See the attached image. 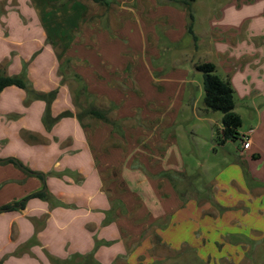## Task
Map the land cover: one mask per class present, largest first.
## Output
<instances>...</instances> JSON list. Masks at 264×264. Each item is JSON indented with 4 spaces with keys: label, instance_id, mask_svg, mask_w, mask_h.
Masks as SVG:
<instances>
[{
    "label": "crops",
    "instance_id": "crops-1",
    "mask_svg": "<svg viewBox=\"0 0 264 264\" xmlns=\"http://www.w3.org/2000/svg\"><path fill=\"white\" fill-rule=\"evenodd\" d=\"M57 1L0 0V31L8 33L0 34V71L24 74L29 83L28 89L12 85L0 92V207L35 192L46 193L30 198L23 208L0 213V261L137 264L143 252L133 245L143 235L150 239L152 224L167 223L168 232L177 231V237L162 235L175 247L189 241L187 224L194 226L191 230L200 225L198 201L181 192V184L166 181L165 192L157 194L165 177L162 184L156 178L179 170L171 153L173 146L180 150L178 134L170 131L193 97L195 80L187 67L202 62L199 59L215 63L234 89L241 128L250 119L246 130L239 129V139L222 144L220 136L218 146L225 149L251 131L250 150H264V24L234 18L229 9L227 15H217L230 23L226 32L217 33L205 23L199 29L193 25L189 33L187 8L179 19L178 8L169 0H115L117 28L97 26V34H92L85 24L77 34L78 25L87 21L88 5ZM237 5L234 10L243 11L244 4ZM162 20L165 29L160 28ZM134 26L142 34H134ZM188 35L189 42L182 43ZM172 47L179 48L187 65L175 74ZM201 50L205 54L198 56ZM75 73L82 78L80 88L74 84ZM133 91L148 94L147 104L161 115L162 125L147 137V147L138 143L132 124L140 115L138 104L122 98ZM90 109L106 112L112 122L88 114ZM193 110L200 119L211 111ZM217 132L221 135L222 125ZM243 156L239 149L212 183L215 201L225 208L218 222L223 228L227 221L248 223L249 209L240 205L249 207L245 199L251 187L264 186L257 180L264 168L262 155H252L253 166ZM9 158L20 165L7 162ZM147 216L148 224L139 221ZM203 222L206 229L214 224L208 217ZM189 243L196 245L197 240Z\"/></svg>",
    "mask_w": 264,
    "mask_h": 264
},
{
    "label": "rangeland",
    "instance_id": "rangeland-1",
    "mask_svg": "<svg viewBox=\"0 0 264 264\" xmlns=\"http://www.w3.org/2000/svg\"><path fill=\"white\" fill-rule=\"evenodd\" d=\"M81 1L88 5L89 10L87 21L78 25L77 34H81L85 24H87V27H90L92 34H97V26L99 28L107 26L110 29H115L118 27L120 21L114 19L113 17L114 12L117 11V8L119 7L116 6L117 4L115 0H111V4L109 6L97 4L92 0ZM188 1L189 2L187 5L185 2H183V0H169V2L172 3V5L174 4V6H176L179 10L176 13L177 18L180 19V12L183 10V8H187L188 23L191 21L189 18V11L192 12L194 16L196 15L194 18V27H197V29H199L201 25L207 23L209 24V27L213 30H216L217 33H219L220 30L226 32L228 29H230V27H228L230 23L227 22L225 17L219 18L217 15H219V13L222 11L225 13V15H227L229 9H233L234 13L232 16L234 18H250L251 22L257 20L264 24V0ZM57 2L58 5L63 3L62 0H58ZM238 2H242L244 4L243 11L234 10L238 6ZM166 26L167 25L164 20L160 21V28L165 29ZM134 30V34H142L140 27L134 26ZM0 34L8 33L6 31H0ZM189 38L190 36L188 35L185 39H183L182 43H188ZM121 45L123 44L121 43ZM179 46L185 48V46L181 43ZM178 50L179 48L172 47L171 51L169 52V55L174 52L176 59L175 61L177 62V66L172 67L173 69H171L172 74L178 73L183 67H187V65H185L186 63L182 61L183 55L180 54ZM165 54L166 53L163 55L165 56ZM204 54V51L201 50L198 56H203ZM198 61L203 62L204 60L199 59ZM170 65H173L172 61L170 62ZM187 69H189L191 72L190 79L195 80L193 86L194 90L192 93L193 97L191 101L187 100L185 102V109L181 114L178 115V124L173 130L170 131L171 134H178L177 140L179 141L180 150L178 151L177 148L173 146V151H171V153L173 156H175L173 157L175 161L174 164L177 165L179 170L172 171L165 176L162 174L156 178L162 184L164 181L163 177H165V182L162 184L163 187L160 189V191H157V194L162 195L165 192L167 185L166 181L173 183V185L181 184V192L185 193L187 197H194L193 200L198 201L197 208H201L199 214V220L201 219L200 225H202L205 217L213 219L214 224L206 225L208 229H206V227L203 225L201 227L199 225V227L194 228V230H191L194 226L187 224L186 228L188 230L187 236L189 241H185L179 247L173 246L171 242H168L164 238L167 236V233L170 234L172 238L177 237V231H173V233L168 232L169 230H166L167 223H165V225H160L158 223L152 224L151 229L147 231L151 234L150 239L144 240L143 235L137 241V243L133 245L135 248L137 247V252L141 250L143 252L138 256L136 263L264 264V186L260 184L261 186L251 187L248 197L245 199L246 203L249 204V207L242 203L240 205H244L245 207L243 206V208L245 210L249 209L250 215L249 221L247 223L249 225H244L242 219L239 220V224L236 223V220H232V222L227 221L226 226L224 225V228L226 229L223 228V224L218 223L223 217L222 215L225 211V208L215 201V190L213 188L217 174L223 170L224 165H227L229 161H233L235 158H237L236 152H238L239 149L244 150L243 157L245 160H249L251 166H253L254 163V161L250 159L252 155L254 153H260L264 159V150L262 148V152H258L255 150L257 148L256 146H254V148L251 150L250 148L244 149L243 141L241 140L228 142L225 144V149L220 148L221 146H218L221 135L220 132H217V129H220L222 125L223 113L220 111H210L208 116H203L204 119L199 118L200 116L196 113V111L193 110V108L195 107L198 113H200V110L205 109L203 73L196 70L195 66H191V69L190 67H187ZM75 74L73 75L76 80H74V84L80 88L81 82L77 80L78 77L77 74ZM125 94H127V96ZM125 94H122L124 101L130 99L131 102L136 103L135 105L138 104L140 115L134 118L136 122L132 121V124L134 125V129H136L139 134L138 143L144 145V147H147L148 143H145L147 137L150 136L151 132L155 130L154 127L157 125H162L161 115L155 111H152L150 105L147 104L146 99L148 94H145V97H143L142 94L140 95L137 91H133L129 94L125 92ZM84 106L85 104L82 105V107ZM123 106L126 109L128 104L126 105L125 103ZM249 123L250 119L246 118L241 129L246 130L249 126ZM195 131L197 132L198 136L195 135ZM193 138H195L197 143L194 142ZM261 139L264 140L263 136ZM112 143L113 141L109 142V144ZM149 143V145L152 146V143ZM222 144H224V142ZM214 146H217L216 148H218V152L213 150ZM237 146L240 147L238 150L236 149ZM162 155L163 152L161 151L158 156L159 162H161ZM260 163L262 164L263 162L260 161ZM156 165L160 166L158 165V162ZM257 178V180H260L262 183L264 182V168L259 170ZM154 184L157 186L158 182H154ZM205 196H210V198H203ZM171 200L172 199L169 201L170 206ZM206 202H211L212 206L205 207V205H207L205 204ZM149 219L150 218L147 216V218L144 220L141 219L139 221H144L148 224ZM175 225L176 224H170V226ZM228 227L231 228L229 229ZM211 231L214 232V234L210 235ZM224 233L226 234L224 235ZM195 240H197L196 245H191L189 243H194ZM146 241L148 242L145 243ZM140 246H142V248Z\"/></svg>",
    "mask_w": 264,
    "mask_h": 264
},
{
    "label": "trees",
    "instance_id": "trees-1",
    "mask_svg": "<svg viewBox=\"0 0 264 264\" xmlns=\"http://www.w3.org/2000/svg\"><path fill=\"white\" fill-rule=\"evenodd\" d=\"M97 4H102L109 6L111 0H92ZM186 4L188 0H183ZM188 5V4H187ZM62 7H65L62 5ZM81 9V6H75L74 9ZM67 12V9L63 10ZM189 18L191 21L188 24V32L193 33V20L195 16L192 12L189 11ZM73 27L76 28L74 25ZM195 69L203 73V87H204V103L205 109L211 111H220L223 113L222 117V132H221V141L225 142L227 140H236L239 139L240 133L239 129L242 126L241 116L235 111V93L234 89L228 79L223 78L218 72L216 64L210 61H203L197 63ZM78 81L82 82V78L77 75ZM18 86L20 88L28 89L29 83L25 79V75L21 74L19 76H9L2 71H0V92L8 86ZM82 88L85 90V86ZM41 97H46L45 95H40ZM52 97L53 94H50ZM88 114H92L97 119H102L106 122H112L108 118L107 113L101 110L90 109L87 110ZM49 117L47 112V118ZM243 141V135L241 136ZM7 162H14L16 165H20L15 159L9 158ZM39 176L43 177V174L38 173ZM45 191H39L32 193L25 198L15 201L14 203L7 204L0 207V213L3 211H10L19 208H23L26 205V202L32 197H45ZM0 264L1 261H0Z\"/></svg>",
    "mask_w": 264,
    "mask_h": 264
},
{
    "label": "built area",
    "instance_id": "built-area-1",
    "mask_svg": "<svg viewBox=\"0 0 264 264\" xmlns=\"http://www.w3.org/2000/svg\"><path fill=\"white\" fill-rule=\"evenodd\" d=\"M251 131L248 133L243 134V148H249L251 145V139H250Z\"/></svg>",
    "mask_w": 264,
    "mask_h": 264
}]
</instances>
